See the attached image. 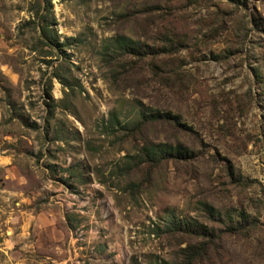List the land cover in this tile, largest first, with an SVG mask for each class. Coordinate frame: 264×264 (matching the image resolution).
Instances as JSON below:
<instances>
[{
  "label": "rangeland",
  "instance_id": "374dc122",
  "mask_svg": "<svg viewBox=\"0 0 264 264\" xmlns=\"http://www.w3.org/2000/svg\"><path fill=\"white\" fill-rule=\"evenodd\" d=\"M207 242L192 264H264V0H0V264Z\"/></svg>",
  "mask_w": 264,
  "mask_h": 264
},
{
  "label": "trees",
  "instance_id": "16d2710c",
  "mask_svg": "<svg viewBox=\"0 0 264 264\" xmlns=\"http://www.w3.org/2000/svg\"><path fill=\"white\" fill-rule=\"evenodd\" d=\"M44 3L49 4V0H44ZM186 150L181 149L180 146L172 147L167 144L156 145L153 147H144L142 149V155L145 160L143 162L151 163L157 165L163 160L168 158H178L179 156L185 155ZM209 216H214L212 209L206 207ZM184 229H181L184 233H189L197 236L204 237L208 233V230L202 224L197 223L196 221H188L183 225ZM244 229L243 226L236 223L235 225L228 227L226 230L230 233H239ZM211 233L209 234V236ZM209 242L201 243L197 248H187L184 250V260L182 264H192L197 258H200L208 249ZM162 264H167L163 262Z\"/></svg>",
  "mask_w": 264,
  "mask_h": 264
}]
</instances>
